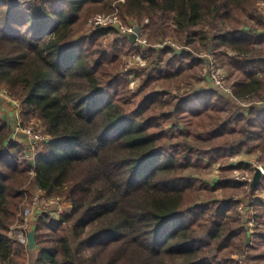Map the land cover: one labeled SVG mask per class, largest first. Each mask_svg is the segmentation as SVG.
Instances as JSON below:
<instances>
[{
  "label": "trees",
  "instance_id": "trees-1",
  "mask_svg": "<svg viewBox=\"0 0 264 264\" xmlns=\"http://www.w3.org/2000/svg\"><path fill=\"white\" fill-rule=\"evenodd\" d=\"M260 1L39 0L17 8L0 0V88L19 102L21 124L36 118L48 137L32 161L0 117V264H264V199L250 195L251 207L261 208L253 231L233 201L241 184L232 171L249 165L221 166L213 188L222 197L205 204L186 174L200 156L210 165L244 149L261 153L264 164V107L233 108L211 88L169 96L186 71L205 70L190 50H163L164 66L134 93L120 75V47L103 44L114 28L75 39L103 11L146 20L150 39L171 29L188 47L223 59L233 94L258 101ZM117 42L131 46L128 38ZM36 190L69 210L37 219L29 260L10 229ZM258 190L264 176L252 193Z\"/></svg>",
  "mask_w": 264,
  "mask_h": 264
},
{
  "label": "built area",
  "instance_id": "built-area-1",
  "mask_svg": "<svg viewBox=\"0 0 264 264\" xmlns=\"http://www.w3.org/2000/svg\"><path fill=\"white\" fill-rule=\"evenodd\" d=\"M28 1L31 0H15L12 1L10 5L22 8ZM261 3L264 8V0H261ZM145 25V21L141 23L129 22L128 24H122L115 15L104 16L98 14L91 17L88 21V28L92 31L100 30L101 28H114L120 32L122 38L129 39L131 35L135 36V40L134 42H131V48L129 47L130 49L128 50V53H131V60L120 70V75L127 81V83H129V89L134 93L138 91L140 86L138 84V73L136 72L139 70H145L147 73L149 70L152 71L155 69L156 63L151 62L154 54L162 53L165 49H171L176 53L185 50L191 51L186 44H180L172 39H163L158 42L151 43ZM160 58L161 56L156 59L158 60V63ZM198 58L202 59L205 64V70L202 73L203 84L193 91L211 88L227 99L233 108L236 109L246 110L251 105H264V93L262 99L258 101H246L233 94L232 90L227 86V73L225 68L217 63L214 54L210 50H205L204 53L198 55ZM157 68L158 67H156V69ZM135 83L136 85H134ZM206 84H208V87H206ZM174 93H183V91L179 89L171 90V94ZM9 99L14 104H17V100L12 97H9ZM16 117L18 120L17 113L15 114V118ZM16 130L21 131L28 138V146H25L27 151L26 154L30 160L33 161L34 156L42 145L47 142L48 137L44 134L39 122H34L26 127L21 125L18 120ZM169 130L177 132L178 130H182V128L177 126L168 129V131ZM12 139L13 137H11V140ZM255 170L260 171L261 177L264 176V166H261L258 161L257 164L254 163L251 165L250 172L238 169L232 171L233 180L241 184L245 190L243 194H236L233 196L236 211L241 218L242 224L246 225L250 231H253L256 228V224L253 219L255 214L250 208L251 196H247L246 194H248V188H250L249 186L252 184V173H254ZM241 171L243 173H241ZM67 210H69V206L66 204L65 200L47 197L44 192L36 190L24 206L20 214V222L15 223L11 227L10 235L17 243L27 246L28 233L34 228L35 222L38 218H41L42 216H49L52 220H56Z\"/></svg>",
  "mask_w": 264,
  "mask_h": 264
},
{
  "label": "rangeland",
  "instance_id": "rangeland-1",
  "mask_svg": "<svg viewBox=\"0 0 264 264\" xmlns=\"http://www.w3.org/2000/svg\"><path fill=\"white\" fill-rule=\"evenodd\" d=\"M1 1H4V2L7 1L8 3L7 2L6 3L9 6L11 4V2L15 1V0H1ZM34 1H39V0H31V1L26 2V4H28L29 2H34ZM259 5H260L259 6L260 7L259 13L264 18V8H263V4L261 3V1H260ZM10 6H12V5H10ZM96 14L104 15V16H110L111 14L117 15V11L112 12V13H106L105 11H103V12L96 13ZM96 14H94V15H96ZM90 17H92V16H90ZM118 17H119L118 19L120 20V22L122 24H128L129 22L130 23H141V22H144L142 20L141 21H139V20H128V22H127V21H124L121 16H118ZM89 18H88V20H89ZM126 19H128V18H126ZM88 20H87V22H88ZM87 22H86L84 28L80 32L76 33L77 35H76L75 39L78 38L79 36H82L85 32L87 33V32L90 31V29L87 26V24H88ZM145 22L147 23L146 20H145ZM249 23L251 24V22H249ZM240 27H244V24H243V26L241 24ZM147 33H148V30H147ZM120 39H123L122 36L120 35V32L117 29L116 30L114 29L113 31H110V33L107 36V39H105L104 43H103L104 46L107 48V50L110 49V46L113 47L114 45L117 46V47H120L119 55H120V59H121V65H120L119 71L124 67V65L126 63H129L130 60H131V58H130L131 57V53H128V50L130 49L129 46L122 47L120 45V43H119L120 41L117 42ZM149 39H150V37H149ZM163 39L164 40L165 39H172V40H174V41H176V42H178L180 44H183L182 41H183L184 38L182 37V35L177 34L176 32L172 31L171 29H167L165 35L158 34V36L156 38H154V39L152 38V33H151V39H150L151 43H155V42H158V41L163 40ZM189 49H191L193 55H195L196 57H198V55H201L205 51V48H202L201 46H197L195 43L192 44V47L191 48L189 47ZM162 57H163V55L161 56V58ZM156 58H157V55L154 54L153 57H152L151 62L155 63ZM215 59H216L217 63L220 66L224 65L223 64V59H221V58L218 59L216 54H215ZM160 61L162 62V65L160 64ZM160 61H159V63H156V66L159 65V68H162L164 66V61H165L164 57ZM223 67L225 68V71H226V73L228 75V73H229L228 72L229 71L228 67L227 66L226 67L223 66ZM154 71H155V69L153 70V72ZM203 71H204L203 69L201 71H198L197 77L193 76V73L191 71L190 72L186 71L185 74H183L181 76V79L183 81V84L181 86V91L189 92V91L195 90L196 88L201 86L203 84V81H202V73H203ZM155 72L149 78L155 77L156 76ZM136 73H138V78H139L138 84L140 85L143 80H146V77L148 75L145 72V70H140L139 72H136ZM127 84H128V89H129V83H127ZM134 85H136V83ZM206 87H208V84H206ZM133 88H135V87H133ZM153 88L156 91H160L164 87L161 88L159 85L155 84V85H153ZM167 92H168L169 96H172L170 89ZM141 94H142V92L137 93L136 99H138V97H140ZM9 97H10V95L8 94V92L5 91L3 88H0V116L2 118H4V120L7 121V123L10 125V137L9 138H11V137L17 135L19 132H21V131L16 130V127H17V124H18V120L21 123V120H22L21 118L22 117H20L19 102L17 101V104H14L9 99ZM4 107H6L7 111L10 113L9 116L7 115L8 114L7 111H3ZM3 112H5L6 115ZM16 113H17V116H18V120H17V117L15 118V114ZM34 122H39V124L41 126L40 121L38 119H36V118L35 119L34 118H30L29 120L25 121V123L23 122V126L28 127V125H31ZM194 139L195 138H192L190 140L192 145H199L200 146L201 143H199V141H194ZM24 146H28V144H26ZM251 152L253 153V155H249L248 157H246V159L249 161V163H251V164H248L249 168L246 169L247 172H250L251 165H253L254 163L257 164L258 157L261 154V153L255 152V151H251ZM26 153H27V151H26ZM242 157H243V155H239L238 154V155H235V157H233V159L232 158L223 159L221 161H218V162H215V163L209 165V164H207V158L205 157V155L200 156L199 159H198L199 161H196L194 163V166H192L191 169H189L188 172L186 173L188 176L192 177L194 179V181L196 182L195 184H196V188L197 189L195 191L194 199L197 202L201 203V204H205V203L209 202V200H214V199L215 200H219L222 197V195L220 194L219 190L218 189L215 190L213 188V186L219 180V173H220L221 166H223V167L224 166H237L238 164H241V162L246 164V161H244V159ZM260 165L264 166L263 163H260ZM241 173H243V172L241 171ZM254 173H255V171H254ZM254 173H252V177L253 178H254ZM260 177H261V173H260ZM249 187L250 188H248V194H246L247 196H250V195L253 194L254 198H260L261 197V198L264 199V192H262V190H258L256 192L252 193V188H251V186H249ZM244 192H245V190H244V188L241 185V189L238 190L237 192H235L234 195L243 194ZM250 208H251V211L254 214H257V213L261 212V208L258 207V206L257 207H251L250 206ZM35 251H31L29 253V255H28V259L29 260H34L36 258L37 252H35Z\"/></svg>",
  "mask_w": 264,
  "mask_h": 264
},
{
  "label": "crops",
  "instance_id": "crops-1",
  "mask_svg": "<svg viewBox=\"0 0 264 264\" xmlns=\"http://www.w3.org/2000/svg\"><path fill=\"white\" fill-rule=\"evenodd\" d=\"M261 31V33H264L263 32V30H260ZM257 47H259V45H257ZM131 48V47H130ZM162 54L163 53H159V54H155V55H157V57H160V56H162ZM163 58V57H162ZM161 58V59H162ZM157 59V58H156ZM160 59V60H161ZM160 64L162 65V62L160 61ZM157 67V66H156ZM156 67H155V69H156ZM154 70V69H153ZM153 70L151 71V70H149L148 72H147V77L146 78H148V77H150V76H152L153 74H154V72L156 71H154L153 72ZM140 71V70H139ZM138 71V72H139ZM199 91V90H198ZM255 107H258V108H263L264 107V105H255ZM4 110L3 111H7V108L6 107H4L3 108ZM9 110V109H8ZM8 112V111H7ZM4 114H5V112H3ZM6 115V114H5ZM8 116L10 115V113L8 112V114H7ZM1 117V116H0ZM2 118V117H1ZM2 119H4V118H2ZM12 140H16V141H18V142H21L23 145H26V144H28V138L25 136V135H23L21 132H19L17 135H15V136H13V139ZM251 151H253V150H251V149H244V150H241L240 152H238L236 155H243V159H244V161H246V164H251V163H249V161L246 159V157H248L249 155H253V153L251 152ZM233 157H235V155L233 156ZM233 157H231L232 159H233ZM242 163V162H241ZM262 192H264V190H262ZM35 251V250H34ZM35 252H37V249H36V251Z\"/></svg>",
  "mask_w": 264,
  "mask_h": 264
},
{
  "label": "water",
  "instance_id": "water-1",
  "mask_svg": "<svg viewBox=\"0 0 264 264\" xmlns=\"http://www.w3.org/2000/svg\"><path fill=\"white\" fill-rule=\"evenodd\" d=\"M129 40L130 42H134L135 40V36L134 35H131L129 37ZM260 171L259 170H255V173H254V178H253V181H252V184H251V188L253 189L254 186L259 182L260 180ZM27 250L29 252L31 251H34L37 249V245H36V239H35V231L34 229H32L29 233H28V243H27Z\"/></svg>",
  "mask_w": 264,
  "mask_h": 264
}]
</instances>
